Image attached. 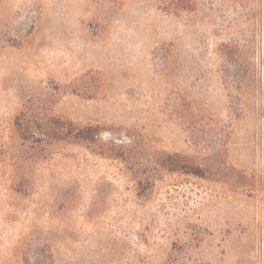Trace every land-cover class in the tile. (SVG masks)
<instances>
[{
    "label": "rangeland",
    "instance_id": "rangeland-1",
    "mask_svg": "<svg viewBox=\"0 0 264 264\" xmlns=\"http://www.w3.org/2000/svg\"><path fill=\"white\" fill-rule=\"evenodd\" d=\"M164 1L0 0V264H264V0Z\"/></svg>",
    "mask_w": 264,
    "mask_h": 264
},
{
    "label": "trees",
    "instance_id": "trees-1",
    "mask_svg": "<svg viewBox=\"0 0 264 264\" xmlns=\"http://www.w3.org/2000/svg\"><path fill=\"white\" fill-rule=\"evenodd\" d=\"M193 1L194 0H165L163 3V10L166 13L177 14L183 10H190L191 7L193 6ZM227 1H236V2L241 3L244 0H227ZM70 134H72V132ZM72 135L74 136V138H77V139L87 138L85 135L84 129L78 130ZM181 168H186L189 172H193V173L196 172V171H193L195 168V165H193L191 162L182 163Z\"/></svg>",
    "mask_w": 264,
    "mask_h": 264
}]
</instances>
